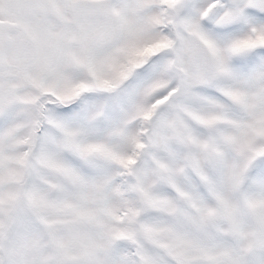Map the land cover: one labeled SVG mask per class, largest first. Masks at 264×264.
<instances>
[{"label": "snow or ice", "instance_id": "obj_1", "mask_svg": "<svg viewBox=\"0 0 264 264\" xmlns=\"http://www.w3.org/2000/svg\"><path fill=\"white\" fill-rule=\"evenodd\" d=\"M0 264H264V0H0Z\"/></svg>", "mask_w": 264, "mask_h": 264}]
</instances>
